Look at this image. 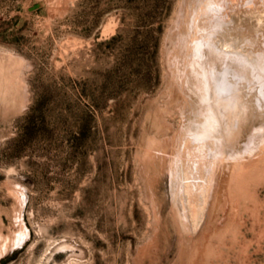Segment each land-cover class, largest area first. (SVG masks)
<instances>
[{
  "label": "rangeland",
  "instance_id": "374dc122",
  "mask_svg": "<svg viewBox=\"0 0 264 264\" xmlns=\"http://www.w3.org/2000/svg\"><path fill=\"white\" fill-rule=\"evenodd\" d=\"M204 2L0 0V264H264V118L218 155L194 57L264 0Z\"/></svg>",
  "mask_w": 264,
  "mask_h": 264
},
{
  "label": "bare ground",
  "instance_id": "6f19581e",
  "mask_svg": "<svg viewBox=\"0 0 264 264\" xmlns=\"http://www.w3.org/2000/svg\"><path fill=\"white\" fill-rule=\"evenodd\" d=\"M217 2L221 0L204 2L205 8L208 9L206 11H209L210 6L216 5ZM210 9L213 10L214 7ZM194 18L197 17L194 16ZM259 46L257 49L264 48ZM195 48V66L203 86L201 95L202 111L205 117L204 133L206 134L204 135L208 137L216 135L213 139H215L216 151L218 155H221L228 147L234 146L235 142L241 139L240 135L242 136L245 125H250L260 117L264 118V85L258 89L253 87L254 81L258 80L256 72L264 75V56L258 55L256 60L251 56L245 58L236 53L224 54L212 45H205L203 41L198 42ZM250 136V142H256L255 136Z\"/></svg>",
  "mask_w": 264,
  "mask_h": 264
}]
</instances>
